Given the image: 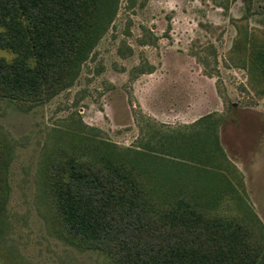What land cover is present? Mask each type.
<instances>
[{
  "label": "rangeland",
  "instance_id": "obj_1",
  "mask_svg": "<svg viewBox=\"0 0 264 264\" xmlns=\"http://www.w3.org/2000/svg\"><path fill=\"white\" fill-rule=\"evenodd\" d=\"M263 54L264 0H119L57 92L0 97V264H113L69 236L51 188L55 167L102 150L155 198L201 187L264 243Z\"/></svg>",
  "mask_w": 264,
  "mask_h": 264
},
{
  "label": "trees",
  "instance_id": "obj_2",
  "mask_svg": "<svg viewBox=\"0 0 264 264\" xmlns=\"http://www.w3.org/2000/svg\"><path fill=\"white\" fill-rule=\"evenodd\" d=\"M118 3L0 0V97L29 107L52 96L108 30ZM85 156L55 167L51 182L58 216L83 246L113 264H264L251 224L212 214L201 187L172 188L158 199L124 158L107 150ZM2 165L0 149V215Z\"/></svg>",
  "mask_w": 264,
  "mask_h": 264
}]
</instances>
